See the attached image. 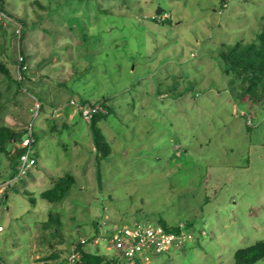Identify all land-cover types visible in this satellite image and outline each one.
<instances>
[{
    "label": "rangeland",
    "instance_id": "obj_1",
    "mask_svg": "<svg viewBox=\"0 0 264 264\" xmlns=\"http://www.w3.org/2000/svg\"><path fill=\"white\" fill-rule=\"evenodd\" d=\"M263 21L264 0L0 1V127L34 120L38 138L26 176L0 153V264H67L78 236L136 220L193 234L138 264H237L264 241V95H244L219 52ZM102 96L103 150L79 109ZM67 173L66 195L44 198Z\"/></svg>",
    "mask_w": 264,
    "mask_h": 264
},
{
    "label": "trees",
    "instance_id": "obj_2",
    "mask_svg": "<svg viewBox=\"0 0 264 264\" xmlns=\"http://www.w3.org/2000/svg\"><path fill=\"white\" fill-rule=\"evenodd\" d=\"M1 28L2 25H0V29ZM257 38L258 39L252 41L242 40L234 44H226L225 46L219 48V52L222 57V68L224 72L233 74L236 79L241 82L243 94L247 95L251 99H259L264 95V21L262 23V31L258 34ZM25 57L26 56H24V59ZM26 62L27 61L24 60L20 63L21 65H24V63ZM0 69L6 72L9 76H13V74L10 72V69L2 60H0ZM24 71L25 70L22 71L23 77ZM104 104L107 108V111L95 114L90 124L95 141L98 144L99 149L102 150L103 146L106 147L108 144L105 142L106 137L103 128L100 125V122L102 120H107L108 116L111 113L115 112V107L107 104L106 102H104ZM26 134L27 128L23 130H17L8 125L1 126L0 153H9L13 148H15L16 143L23 140ZM36 142L33 145V150ZM103 142H105L107 145L104 144L102 146ZM23 150L24 149L21 147H16L14 157L18 158ZM104 152L107 153V149H104ZM75 182L76 176L72 173H67L65 174V176L56 181L53 187L44 190L42 192V196L50 201L61 200L66 195V193L74 186ZM52 220L58 221V219L50 218V221ZM74 241L75 240H73V242ZM69 253L70 251L65 257V261L67 264ZM235 257L237 264H254L258 262L259 260L264 258V241H259L249 246L248 248L238 249L235 253ZM83 260L86 264H118V262L112 261L107 255L105 256L103 254L94 253L93 251L88 250L87 245L83 246ZM140 262H142L141 259L138 260V263Z\"/></svg>",
    "mask_w": 264,
    "mask_h": 264
},
{
    "label": "built area",
    "instance_id": "obj_3",
    "mask_svg": "<svg viewBox=\"0 0 264 264\" xmlns=\"http://www.w3.org/2000/svg\"><path fill=\"white\" fill-rule=\"evenodd\" d=\"M20 34L22 30L20 29ZM195 56V53H192ZM24 56H20V62H23ZM27 63L19 65L18 76L23 77L22 71L27 68ZM105 101H94L79 104L82 116L85 120L91 121L93 116L99 112H106ZM76 104L77 101L72 100ZM41 102L38 101L34 107L35 118L41 111ZM251 124V119L248 120ZM27 134L22 141L16 143V147L23 148V152L18 157L17 177L26 176L35 164V153L33 145L37 140L35 135V122H29L26 126ZM36 166V165H35ZM183 224V225H182ZM172 228L163 224L148 221H133L123 224L119 227L105 231L93 241L87 235L78 236L72 243L68 256V264H86L83 260V246L90 241L105 244L107 255L112 261L118 263L137 264L138 260H149L153 254L169 253L174 247L180 246L186 242L193 234L184 230V223ZM2 227L0 226V229ZM107 232V233H106Z\"/></svg>",
    "mask_w": 264,
    "mask_h": 264
},
{
    "label": "crops",
    "instance_id": "obj_4",
    "mask_svg": "<svg viewBox=\"0 0 264 264\" xmlns=\"http://www.w3.org/2000/svg\"><path fill=\"white\" fill-rule=\"evenodd\" d=\"M73 98V97H72ZM102 99V100H101ZM72 100H76V98L75 99H71V102H72ZM97 100H99V101H105V102H107L108 104H110L111 105V103H112V97L110 96V97H105V96H102L101 98H99V99H97ZM97 100H91L90 102H94V101H97ZM83 102H85L84 100H82ZM103 121V120H102ZM101 121V122H102ZM100 122V123H101Z\"/></svg>",
    "mask_w": 264,
    "mask_h": 264
},
{
    "label": "water",
    "instance_id": "obj_5",
    "mask_svg": "<svg viewBox=\"0 0 264 264\" xmlns=\"http://www.w3.org/2000/svg\"><path fill=\"white\" fill-rule=\"evenodd\" d=\"M161 11H162V9H159V10H158V13H161Z\"/></svg>",
    "mask_w": 264,
    "mask_h": 264
}]
</instances>
